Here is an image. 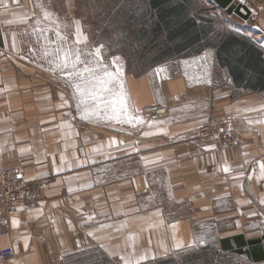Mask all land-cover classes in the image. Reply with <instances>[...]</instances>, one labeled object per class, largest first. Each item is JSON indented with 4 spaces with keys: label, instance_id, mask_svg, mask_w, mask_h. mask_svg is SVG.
<instances>
[{
    "label": "crops",
    "instance_id": "crops-1",
    "mask_svg": "<svg viewBox=\"0 0 264 264\" xmlns=\"http://www.w3.org/2000/svg\"><path fill=\"white\" fill-rule=\"evenodd\" d=\"M82 1L0 0V164L46 180L36 204L2 217L0 247L16 259L0 264H264V94L218 87L216 72L228 78L214 59L200 77L159 66L124 78L140 122H80L51 61L76 45L77 27L90 41ZM258 1L261 16L250 19L262 35ZM38 29L47 42L32 40ZM150 104L168 113L143 116ZM220 121L237 131L235 148L197 137Z\"/></svg>",
    "mask_w": 264,
    "mask_h": 264
},
{
    "label": "rangeland",
    "instance_id": "rangeland-1",
    "mask_svg": "<svg viewBox=\"0 0 264 264\" xmlns=\"http://www.w3.org/2000/svg\"><path fill=\"white\" fill-rule=\"evenodd\" d=\"M201 2H193V7L201 14V17L205 15L206 19H213V23L204 22L210 27H215L210 34V41L216 39L219 31L228 27L250 35L264 49V34L261 35L257 31L258 29L253 24L255 23L253 19L249 18L248 22H244L235 14L227 15L225 11L219 10L213 3H211L212 5L208 4L206 0ZM209 5L214 7L213 10L210 9ZM243 5L248 6L252 12L257 13L256 18L261 16L257 9H261L260 5H262V2L244 0ZM78 7L82 10L80 15L88 32V39H90L85 45L78 46L79 49L81 52H91L96 47L103 45V63L109 67V70H114L111 68L112 57H121V63L124 65V78L130 74H145V72L152 71L159 66H165L170 73L172 70L186 72L190 70L196 77L209 75V70L214 68L212 61L215 51L212 47L204 45L203 49L193 47L186 52L176 53L174 50L168 49V46L164 43L163 35L153 40V34L150 32V23L147 20L149 12L145 2L142 0H83ZM142 27L143 30H140ZM36 38H39L40 41L42 39L41 34L40 36H32V40ZM46 38L47 36L43 37V40H46ZM76 48V45L59 46L57 47V53L56 47L51 49L40 48L36 53L39 55L45 51L46 53H43V55L50 54V56H55V53L62 54L68 49L75 52ZM53 66L55 67L54 63ZM216 73L218 74L214 76V80L218 87L226 88L232 86L234 92L235 90L237 93H239L238 91H243L233 87L232 82H228L229 78L227 77L228 80L223 78L220 71ZM67 84L69 83L67 82ZM90 120H94L99 124L108 122L103 118L95 117ZM86 121L80 119V122L85 123ZM78 260L75 257L61 260L55 264H80Z\"/></svg>",
    "mask_w": 264,
    "mask_h": 264
},
{
    "label": "trees",
    "instance_id": "trees-1",
    "mask_svg": "<svg viewBox=\"0 0 264 264\" xmlns=\"http://www.w3.org/2000/svg\"><path fill=\"white\" fill-rule=\"evenodd\" d=\"M142 1L149 12L147 20L153 40L163 35L168 49L176 53L186 52L193 47L203 49L204 45L212 47L216 65L225 70L233 87L244 92L264 94V49L250 35L227 27L210 41V34L215 27L204 22L214 21L206 19L205 15L201 17L193 7V2L202 3L200 0ZM206 2L211 4L208 0Z\"/></svg>",
    "mask_w": 264,
    "mask_h": 264
},
{
    "label": "snow or ice",
    "instance_id": "snow-or-ice-1",
    "mask_svg": "<svg viewBox=\"0 0 264 264\" xmlns=\"http://www.w3.org/2000/svg\"><path fill=\"white\" fill-rule=\"evenodd\" d=\"M243 2L244 0H241V3ZM47 18L46 13L45 19ZM38 31L41 33V43H43V37L47 36V31L44 29H38ZM56 36L66 39L59 31L56 32ZM82 36L83 39H81ZM86 42L87 36H84L82 30L77 27L74 40L77 45L75 52L68 49L58 54L55 61H51L55 64V70L62 73L61 78L66 80L73 89L72 98L76 102L79 118L90 120L95 117L130 124L135 119L140 122L139 117L131 115L130 97L124 83V65L121 63V57H112L111 68L114 70H109V67L103 63L104 46L100 45L91 52H81L78 46ZM48 44L54 45L55 41L49 40ZM161 71L162 69L155 70L158 78ZM113 143L116 142L113 141ZM261 167L264 168V165ZM227 170L225 168V171ZM199 242L203 243V239L201 238ZM196 244L197 241H193L189 247H195ZM182 247V243H177L175 250H182Z\"/></svg>",
    "mask_w": 264,
    "mask_h": 264
},
{
    "label": "built area",
    "instance_id": "built-area-1",
    "mask_svg": "<svg viewBox=\"0 0 264 264\" xmlns=\"http://www.w3.org/2000/svg\"><path fill=\"white\" fill-rule=\"evenodd\" d=\"M140 112L145 117H161L168 113L167 107L154 104L144 106ZM197 137L218 151L235 148L240 143L237 131L228 121L206 122L197 129ZM45 183V179L26 182L17 166L6 167L0 164V236L4 234L2 217L14 213L22 206L36 204L39 191ZM15 259L13 248L0 247V263Z\"/></svg>",
    "mask_w": 264,
    "mask_h": 264
},
{
    "label": "water",
    "instance_id": "water-1",
    "mask_svg": "<svg viewBox=\"0 0 264 264\" xmlns=\"http://www.w3.org/2000/svg\"><path fill=\"white\" fill-rule=\"evenodd\" d=\"M212 2L219 10H223L227 15L231 16L235 14L239 19L244 22H248L251 18V9L243 5L240 0H209Z\"/></svg>",
    "mask_w": 264,
    "mask_h": 264
}]
</instances>
